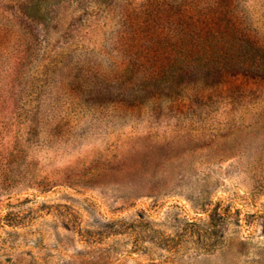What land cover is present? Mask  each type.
Instances as JSON below:
<instances>
[{
    "label": "rangeland",
    "instance_id": "374dc122",
    "mask_svg": "<svg viewBox=\"0 0 264 264\" xmlns=\"http://www.w3.org/2000/svg\"><path fill=\"white\" fill-rule=\"evenodd\" d=\"M198 3L0 0V264H264V73L125 65ZM225 4L264 54V0Z\"/></svg>",
    "mask_w": 264,
    "mask_h": 264
},
{
    "label": "trees",
    "instance_id": "16d2710c",
    "mask_svg": "<svg viewBox=\"0 0 264 264\" xmlns=\"http://www.w3.org/2000/svg\"><path fill=\"white\" fill-rule=\"evenodd\" d=\"M214 1L203 0L202 5L182 10L181 28L171 33L174 41L167 40L168 28H155L158 39L128 45L131 51L125 65L132 87L146 88L149 80L162 78L165 88L176 81L184 89L193 81L205 85L221 80V85L242 71L264 73V54L259 53L263 46L253 36L258 34L254 27L229 12L225 0ZM139 52L143 53L141 59L133 55ZM141 73L143 77H139Z\"/></svg>",
    "mask_w": 264,
    "mask_h": 264
}]
</instances>
